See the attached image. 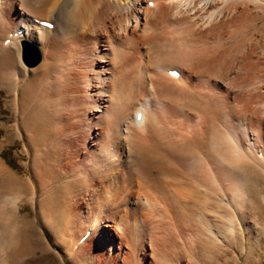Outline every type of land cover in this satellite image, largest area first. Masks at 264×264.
Wrapping results in <instances>:
<instances>
[{
	"label": "bare ground",
	"instance_id": "bare-ground-1",
	"mask_svg": "<svg viewBox=\"0 0 264 264\" xmlns=\"http://www.w3.org/2000/svg\"><path fill=\"white\" fill-rule=\"evenodd\" d=\"M256 15L259 0H0V88L29 154L25 178L0 158V264L46 258L19 214L27 202L62 264H101L99 242L114 264H217L249 205L247 177L264 182ZM22 42L45 47L33 69ZM190 207L210 218L194 225ZM191 230L195 246L172 252Z\"/></svg>",
	"mask_w": 264,
	"mask_h": 264
},
{
	"label": "rangeland",
	"instance_id": "rangeland-1",
	"mask_svg": "<svg viewBox=\"0 0 264 264\" xmlns=\"http://www.w3.org/2000/svg\"><path fill=\"white\" fill-rule=\"evenodd\" d=\"M150 3H152V2H149L148 6L152 7ZM259 3L264 6V0H259ZM250 9L252 11H254L256 9V7L252 6ZM259 17H260V15L253 16V18L250 20H256ZM256 23H257V26L259 27L261 45H262V48H257L256 51L263 53L264 52V16H263V18L258 19L256 21ZM37 46H35V47L37 49V53H38V55L40 57V61H41L42 60V57H41L42 51L45 47L42 44H39V45L37 44ZM20 62H21L20 65L22 67L24 66L25 68L28 67L27 69H33L39 64L38 63L35 67H29L22 62L21 58H20ZM262 69L264 70V61H263ZM229 77L234 78V74L233 73L230 74ZM252 82L253 81L251 80V83ZM11 98H12V95H11V93H9L8 88H6V87L0 88V124H2L1 129H0V142H2V144H5L2 147V149L0 150L1 151L0 152V158L5 162V165L12 172H14L18 175H21L25 178V177H27L26 173L28 171V165H29V162H28L29 154L25 151V142L23 140V137L21 136V135H23L21 132V129L19 128V126L17 127V124L20 121V119L15 113V106H14L13 102L11 101L12 100ZM17 113H19V112H17ZM168 127L170 128V125H168ZM18 134H19V136H18ZM259 156H260V154H259ZM259 156H256V157L260 158ZM262 175L264 177V173H262ZM252 178L250 176L247 177V179H246L247 181H246L245 188H244L247 195L250 196V198H249L250 200H248L249 205L246 206V211L244 212V214H241L243 217V220H241V222H240V220H237V222H234V224H232L233 234L234 235L237 234V237L233 240L232 243H230L229 247L228 246L226 248L223 247V248H225L224 252L222 253L224 255L219 257V259L217 260V264H264V182H262L260 180H259L260 181L259 182L258 180L256 181L254 179H253L254 180L253 181ZM61 183H63V182H61ZM191 206H192V204H191ZM190 209H191V211H195V208H193V207H190ZM200 210L201 209L197 210L199 212L195 211V215L193 217V222H192L193 224L195 223L196 225H198V227L200 224L199 222L203 219V217H206V218L209 217L210 218V215H211L210 212L205 211L204 212L205 216L203 215V217L201 218L199 215L203 214V210H201L202 212ZM37 211H39L37 209V207L32 206V205L28 204V202H27L21 206L19 214L29 224L34 223L33 226L36 227L35 229H37L39 231L41 238L42 239L44 238L45 242L48 243L47 246L49 249H48L47 253H45L46 258L39 259V258H37L39 256V254H37V255H35L36 260H33L29 263L26 262V264H62L61 261H58L56 259H52L53 254L54 253L59 254L58 250H60V249L57 248L58 250H56L53 248L51 236L48 233L46 234V231H45L46 228L44 227L42 220L39 218L40 214L39 213L37 214ZM83 211H86L85 208L79 210L80 214L77 217H75L77 221L73 220L70 222V224H69L70 226L67 227L65 230V232H67L66 234H68V233H71L74 235L77 234L80 231V229L82 228V226L85 224V222H87L89 220L88 217L85 216V215H87V212H83ZM94 214H97V213L96 212L94 213V211H93V215ZM196 227L197 226H194L195 232L198 230V229L196 230ZM171 228H172V226H171ZM176 230L174 229L172 232H174ZM181 232H180L181 234H178V233L176 234L179 236H176V238H177L176 240L174 239L175 242H177V243L174 246V249L172 248V250H171L172 252L177 251V249H175V248H178L176 246H178L177 244H179L180 242L183 244L182 245L180 243V245H179L182 247L181 250L179 249L182 252L187 251L188 249L191 250L195 246L194 242H197V238L196 239H194V238L196 237L195 235L198 236V234L195 233V235H194V232L192 230L191 231H185L186 233L184 231H181ZM161 235L163 236L164 234H161ZM181 235H183V236H181ZM154 236H156V235H154ZM157 236L155 238H157ZM86 237H87V235H85V238ZM161 237L160 238L158 237V238L161 240ZM165 237H167V235H165ZM165 237H163V238H165ZM158 238H157V240H159ZM166 240H167V238H166ZM166 240H164L161 243H164ZM182 240H184V242H182ZM189 240H196V241L193 242L194 244L192 242H190L191 243L190 244L188 242ZM97 241H98V239H97ZM27 243H28V241H27ZM166 243H164V245H166ZM188 243H189V246H187ZM162 245L160 244V246H162ZM190 245L192 247H190ZM105 246H106V244L104 242L103 243L99 242L98 247L101 249H99L98 247H94L91 249L90 253H93V254L96 253L95 258L101 264H114L115 261H113L107 255ZM89 251H88V253H89ZM185 253H188V254H184V255H186L187 258L192 259L191 255L189 254L190 251L185 252ZM119 258H120V255L117 256V259H119ZM121 260H122V258L119 259V261H121ZM212 263H213V260L211 261L210 264H212Z\"/></svg>",
	"mask_w": 264,
	"mask_h": 264
},
{
	"label": "water",
	"instance_id": "water-1",
	"mask_svg": "<svg viewBox=\"0 0 264 264\" xmlns=\"http://www.w3.org/2000/svg\"><path fill=\"white\" fill-rule=\"evenodd\" d=\"M21 60L29 67H35L40 62L37 49L33 44L21 43Z\"/></svg>",
	"mask_w": 264,
	"mask_h": 264
}]
</instances>
